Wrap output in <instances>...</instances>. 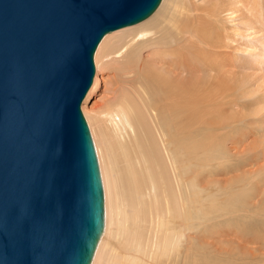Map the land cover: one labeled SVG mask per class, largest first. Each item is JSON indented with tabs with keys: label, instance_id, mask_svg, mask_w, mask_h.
Listing matches in <instances>:
<instances>
[{
	"label": "bare ground",
	"instance_id": "obj_1",
	"mask_svg": "<svg viewBox=\"0 0 264 264\" xmlns=\"http://www.w3.org/2000/svg\"><path fill=\"white\" fill-rule=\"evenodd\" d=\"M244 3L264 11V0H206L192 9L172 0L162 23L118 28L98 43L96 74L80 105L104 188V230L90 264H224L217 254L240 256L241 249L243 264L263 262L264 88L246 113L244 100L260 88L241 87L247 76L223 57L219 20ZM100 53L122 56L97 111L86 105L99 84ZM244 141L254 169L213 177L231 172L226 160L245 152L236 151ZM214 218H226V227L218 220L212 227Z\"/></svg>",
	"mask_w": 264,
	"mask_h": 264
},
{
	"label": "water",
	"instance_id": "obj_2",
	"mask_svg": "<svg viewBox=\"0 0 264 264\" xmlns=\"http://www.w3.org/2000/svg\"><path fill=\"white\" fill-rule=\"evenodd\" d=\"M162 0H0V264H90L104 192L81 110L94 52Z\"/></svg>",
	"mask_w": 264,
	"mask_h": 264
},
{
	"label": "rangeland",
	"instance_id": "obj_3",
	"mask_svg": "<svg viewBox=\"0 0 264 264\" xmlns=\"http://www.w3.org/2000/svg\"><path fill=\"white\" fill-rule=\"evenodd\" d=\"M171 1L172 0H162L161 3L159 4V6L157 7V9L148 18H146L142 22H139L137 24L130 25V26H132V27L133 26H138V27L144 26V27H146V26H152L155 23H157V24L162 23L161 21H163L164 18L170 13ZM181 1L184 3V5L186 6L187 9H190V8L192 9L193 5H196V6L199 5V7H201V6H203L202 3L206 2V0H181ZM200 4H202V5H200ZM189 5H192V6H189ZM188 6H189V8H188ZM263 13H264L263 10L258 11L256 9L254 11L251 8L250 4L248 5V4L244 3V5H239L235 10L227 11L225 13L222 12L220 14V18H219V20L221 19V21H220L221 27H223L224 33H226L225 34L226 37L224 40L226 47L223 49V51H224L223 57L227 60L235 61V64L237 65V67L240 70L239 73L247 76V79L242 83V86H241L242 88H244L246 90H252L256 87L260 88V91L255 92V94L250 99L247 98L245 100L239 98L238 95H240V94L238 92V94H237L238 101L244 100V102L245 101L248 102V108L245 109L246 113L248 112V109L250 108L252 102H254L255 100L259 99L260 96H262L263 91L261 89L264 88V62H263V60H264V22L262 21L263 19L261 16V15H263ZM259 16H261V17H259ZM126 27H128V26H126ZM122 28H125V27H122ZM130 30H126V31L114 34L111 37V39L108 40V43H107L108 46L109 47L115 46L116 44L123 41L124 39H128L132 34L135 33L136 29L133 28ZM114 31H116V30H114ZM96 50H97V48H96ZM96 50L94 52V56H95ZM121 51L123 53V50H121ZM100 54H99V56H101V55L102 56L100 57V60L98 58V60H99L98 61L99 84L96 87V89L93 90V92L91 93L89 100L87 102V105H86L87 107L94 109V110H97V111L101 110L104 107V104H106V98L108 97L107 95L110 94L108 88L110 86L109 79H110V76L112 73L111 69L113 68L112 63L114 64L117 61V59H120L122 56L121 53H115V54L110 55L108 57H104L103 54H101V55ZM118 55H119V57H117ZM99 63H100V65H99ZM94 64H95V58H94ZM111 66H112V68H111ZM113 70H114V68L112 69V71ZM95 74H96V65H95L94 76H95ZM244 95H245V97L248 96V94H246V93ZM244 102H242V103H244ZM239 110H241V109H239ZM244 142H245V144H243L244 148H242L243 147L242 146V147H240L239 150H236V151L241 152V151L245 150V152H241L242 154L241 153L236 154L234 151L229 153L230 156L226 160V165H228L227 168L231 172H228V174L226 176H224L223 174H219V175L217 174L213 177H215L217 179L224 177L226 179L229 178L231 180L234 175L239 173V171L249 170V168H251V166H252V164L250 163L251 162V158H250L251 149L249 147L248 142H246V141H244ZM249 142H250V140H249ZM93 143H94V141H93ZM247 144H248L249 149L247 148V150H246L245 148L247 147ZM94 147H95V145H94ZM248 150H250V151H248ZM95 151H96V148H95ZM243 153H244V155H243ZM96 154H97V151H96ZM97 158H98V155H97ZM259 162H260L259 167H260V165L264 164L263 160L259 161ZM98 164H99V161H98ZM254 167H253V169H254ZM260 168H262V166ZM99 169H100V166H99ZM263 169L264 168H262L261 171ZM251 170H252V168H251ZM100 175H101V171H100ZM101 178H102V176H101ZM208 178L210 179V177H208ZM244 184H246L245 186L250 188L251 185L255 184V183L251 179L250 183H248V181H246V182H244ZM102 185H103V182H102ZM103 192H104V190H103ZM262 205H264V201H263ZM249 214H251V213L249 212ZM254 217L258 218V217H260V215L257 214ZM217 220H218V223L220 224L221 229L226 227V225H227L226 218H217V219L214 218V220H212V223H211V224H213L212 227H214L216 225ZM229 225H231V224H229ZM213 229H215V228H213ZM247 247H254V245L247 246ZM242 250L243 249L240 250L241 251L240 256L239 255L231 256L227 253H220V254H217V256H218V258L221 259V262L224 264H230V263L231 264H233V263L234 264H243L244 261H248L249 259H248V255L246 257V255L243 252L244 250L243 251ZM194 252L196 253L197 251L194 250ZM223 252H224V250H223ZM263 252H264V250H263ZM207 253H210V251H208ZM205 254L206 253L202 254V257L199 256L198 261H201V258L204 259L207 255V254L206 255ZM245 257L247 259H245ZM225 258H226V260H224ZM227 258H229V259H227ZM262 260H263V262L262 263L260 262L258 264H264V259H262ZM193 263H194V261H192V259H191L190 264H193Z\"/></svg>",
	"mask_w": 264,
	"mask_h": 264
}]
</instances>
